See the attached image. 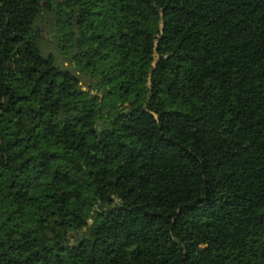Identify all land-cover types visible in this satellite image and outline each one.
Listing matches in <instances>:
<instances>
[{
	"label": "trees",
	"instance_id": "1",
	"mask_svg": "<svg viewBox=\"0 0 264 264\" xmlns=\"http://www.w3.org/2000/svg\"><path fill=\"white\" fill-rule=\"evenodd\" d=\"M0 264H264V0H0Z\"/></svg>",
	"mask_w": 264,
	"mask_h": 264
},
{
	"label": "rangeland",
	"instance_id": "2",
	"mask_svg": "<svg viewBox=\"0 0 264 264\" xmlns=\"http://www.w3.org/2000/svg\"><path fill=\"white\" fill-rule=\"evenodd\" d=\"M43 28H44V25H42V27L37 28V30L39 29L37 32H38L39 36L42 37L44 41H46V43H47L46 50L47 51H53L55 54L58 53L59 47L55 44L54 41L50 40L49 35L46 32L43 31ZM62 44H65V42H63ZM59 60L60 61H65L66 64H67V62H69V59L65 60L63 57H59ZM78 234H81V231H77L74 234H68V235L63 234L62 232H60V237H61V240H63V241L73 242V240L75 239V237Z\"/></svg>",
	"mask_w": 264,
	"mask_h": 264
},
{
	"label": "water",
	"instance_id": "3",
	"mask_svg": "<svg viewBox=\"0 0 264 264\" xmlns=\"http://www.w3.org/2000/svg\"><path fill=\"white\" fill-rule=\"evenodd\" d=\"M36 34H37V30H36Z\"/></svg>",
	"mask_w": 264,
	"mask_h": 264
}]
</instances>
